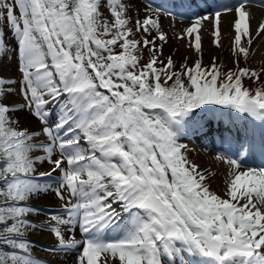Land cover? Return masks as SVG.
<instances>
[{
  "label": "snow or ice",
  "instance_id": "obj_1",
  "mask_svg": "<svg viewBox=\"0 0 264 264\" xmlns=\"http://www.w3.org/2000/svg\"><path fill=\"white\" fill-rule=\"evenodd\" d=\"M257 9L264 0H0V264H264ZM225 19L233 66L203 55L205 31L223 47ZM172 37L195 56L165 57ZM213 124L227 143L213 153L220 184L191 154ZM43 195L57 201L46 216ZM45 231L40 255L32 233Z\"/></svg>",
  "mask_w": 264,
  "mask_h": 264
},
{
  "label": "bare ground",
  "instance_id": "obj_2",
  "mask_svg": "<svg viewBox=\"0 0 264 264\" xmlns=\"http://www.w3.org/2000/svg\"><path fill=\"white\" fill-rule=\"evenodd\" d=\"M224 2H227V0H224ZM261 12H264V10L261 9H257V13L260 14ZM170 23L169 20H165V27L166 30L169 31V33L171 34V29L168 28V24ZM180 18L179 15H177V22L176 24L173 25V27H180ZM212 36L208 31H205L204 33V38H203V48H204V59L208 60L210 59V55L213 54H218V55H223L225 60L229 61L230 59V28H229V24L227 22V19H225L224 21V30H223V47L220 49L216 48L214 45V43L212 42ZM260 46L257 47V50L255 53H253L251 55V59L254 63L259 64L260 61H264V43L261 42H257ZM187 41L184 40H179L177 37H172L170 39L169 42L165 43L164 45V53L165 54H169V50L172 49H176L177 52L174 53V58L178 60V58H180V56L183 54L185 55L187 53V55L191 54L192 56H194V52L193 49H189L186 47ZM208 138V137H205ZM218 137L216 135L209 137V143H210V147H206V148H198L196 157L200 162H207V163H211L213 164V167L216 168L217 170V176H216V183L220 184L222 183L223 180V176L225 173V168L226 165L222 164L219 161H214L213 160V153L216 151H221V147L220 144H215V142L218 140ZM215 148V150H214ZM45 168L47 167V165L44 166ZM39 202H42L44 204L47 205H53L56 203V199L54 198V196L49 197L48 201L44 202L42 200H38ZM36 236L43 237V238H47V239H52L49 234L47 232H44L43 234L37 232ZM76 255V253H71L69 254L67 257H62L65 259V263L67 264H71L74 256Z\"/></svg>",
  "mask_w": 264,
  "mask_h": 264
},
{
  "label": "rangeland",
  "instance_id": "obj_3",
  "mask_svg": "<svg viewBox=\"0 0 264 264\" xmlns=\"http://www.w3.org/2000/svg\"><path fill=\"white\" fill-rule=\"evenodd\" d=\"M214 45H216V44H214ZM216 48H220L221 49V47H219V46H215ZM146 52H147V49L145 50ZM170 51V50H169ZM193 52H194V49H193ZM230 54H231V52H230ZM168 54H165V57L167 56ZM185 56H187V53L185 54V55H181L180 56V58H178V60H182L183 59V57H185ZM194 56H195V52H194ZM193 56V57H194ZM221 57H223L224 58V56L221 54L220 55ZM225 59V58H224ZM228 61V60H227ZM229 66H233V64H232V57H231V55H230V59H229ZM177 66H179V65H177ZM195 147H204L202 144H195ZM194 157H196V154H197V151H194V152H192L191 153ZM197 158V157H196ZM49 197H52V195H43V196H41L38 200H42V201H44V202H46V201H48V198ZM38 200H36V201H34V203L35 204H37L38 206H41V208H44L43 207V204L44 203H42V202H39ZM56 203H57V201H56ZM56 203L55 204H53V205H49V206H56ZM44 206H48V205H44ZM41 215L42 216H46V215H44V213H41ZM36 233L37 232H34V233H32V238L33 239H35L37 242H40V244H43V243H45V242H42V241H44L45 239H41V238H39V236H36ZM39 240H42V241H39ZM46 241H48L47 242V244L48 245H50L51 243H52V240H51V242L49 241V240H46ZM37 251H38V253L40 254V255H45L46 254V252H45V250L43 249V248H40L39 246H37ZM63 259V261H64V264H67V263H65L66 261H65V259L64 258H62Z\"/></svg>",
  "mask_w": 264,
  "mask_h": 264
}]
</instances>
